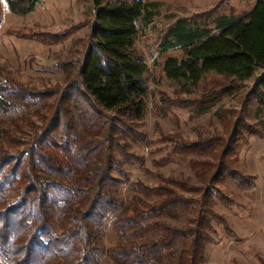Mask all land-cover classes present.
Wrapping results in <instances>:
<instances>
[{
    "label": "trees",
    "instance_id": "16d2710c",
    "mask_svg": "<svg viewBox=\"0 0 264 264\" xmlns=\"http://www.w3.org/2000/svg\"><path fill=\"white\" fill-rule=\"evenodd\" d=\"M7 1L16 15L33 11L37 2ZM92 5L83 63L64 87L0 80V264H101L104 259L205 264L213 243L210 222L231 233L213 209L217 200L226 203L216 186L253 187L236 169L237 148L262 137L246 119L264 126L258 119L264 114V74L243 96L239 112H231L234 122L216 112L223 138L173 148L181 157L204 156L189 161L194 185L163 176L154 186L130 182L123 165H143V158L130 152L131 144L147 142L137 130L148 94L147 66L135 52L138 23L150 24L160 4L92 0ZM213 25L179 18L162 43L163 53L184 51L181 59L167 58L163 71L185 93L210 74L229 81L186 107L198 116L232 95L256 69L264 70V0L244 16H218ZM47 36L42 39L47 44L62 38ZM183 217L182 224L173 223ZM107 224L117 238L109 247L103 244Z\"/></svg>",
    "mask_w": 264,
    "mask_h": 264
},
{
    "label": "rangeland",
    "instance_id": "374dc122",
    "mask_svg": "<svg viewBox=\"0 0 264 264\" xmlns=\"http://www.w3.org/2000/svg\"><path fill=\"white\" fill-rule=\"evenodd\" d=\"M147 1L160 4L150 24L138 23L135 42V52L147 66L146 109L137 128L147 142L131 144L130 148V152L143 158V165L124 164L123 171L130 182L140 181L149 186L158 184L160 176L194 185L189 161L204 156L181 157L172 152L173 148L183 143L215 142L223 138L224 125L216 112L228 114L227 118L234 122L236 116L231 112H239L243 96L264 70L256 69L254 76L241 82L232 95L225 96L207 114L198 116L186 107L229 85V81L210 74L197 88L185 93L180 85L168 80L163 71L167 58L181 59L184 51L176 47L163 53V38L179 18L192 19L201 26L213 28L216 17L244 16L260 0ZM94 15L92 0H37L34 10L25 15L12 13L8 1L0 0V80L11 78L38 89L54 85L64 87L67 78H75L83 63ZM47 35L62 38L55 44H47L42 41ZM258 119L264 120V114ZM246 121L247 126L255 128V125L260 129L262 137H250L244 145L238 146L236 169L253 187L241 189L232 183L216 186L226 203L217 200L213 209L224 218L231 233L216 221L210 222L214 229L210 234L213 243L206 249L205 264H264V126H257L249 117ZM128 193L125 188L123 195ZM183 221L184 217L173 223L182 224ZM116 241L107 224L104 246L109 247ZM101 264L111 263L104 259Z\"/></svg>",
    "mask_w": 264,
    "mask_h": 264
}]
</instances>
